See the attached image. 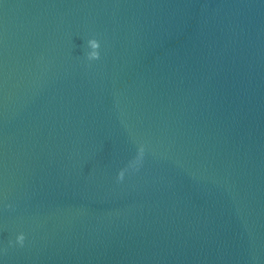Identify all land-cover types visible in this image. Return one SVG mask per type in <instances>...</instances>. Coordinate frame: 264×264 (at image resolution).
<instances>
[{
  "label": "water",
  "instance_id": "water-1",
  "mask_svg": "<svg viewBox=\"0 0 264 264\" xmlns=\"http://www.w3.org/2000/svg\"><path fill=\"white\" fill-rule=\"evenodd\" d=\"M0 264H264V0H0Z\"/></svg>",
  "mask_w": 264,
  "mask_h": 264
},
{
  "label": "clouds",
  "instance_id": "clouds-1",
  "mask_svg": "<svg viewBox=\"0 0 264 264\" xmlns=\"http://www.w3.org/2000/svg\"><path fill=\"white\" fill-rule=\"evenodd\" d=\"M90 44H94V46L98 47V44H95V42L90 41Z\"/></svg>",
  "mask_w": 264,
  "mask_h": 264
}]
</instances>
